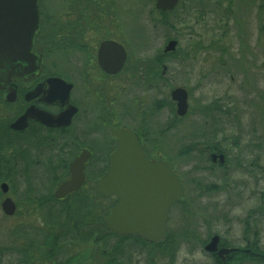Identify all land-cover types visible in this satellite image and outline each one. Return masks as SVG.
Wrapping results in <instances>:
<instances>
[{
	"label": "flooded vegetation",
	"instance_id": "1",
	"mask_svg": "<svg viewBox=\"0 0 264 264\" xmlns=\"http://www.w3.org/2000/svg\"><path fill=\"white\" fill-rule=\"evenodd\" d=\"M128 1L59 0L60 4L54 8L46 6L48 0H42L39 3V31L33 48V53L42 61L40 71L27 64H21L20 68L8 65L0 68V217L10 218L2 209L6 199L15 203V215L18 213L17 203L8 195H11L15 188L13 184L19 179L31 184L27 186L29 189L36 187L34 184L37 182L44 183L41 185L45 190L44 196L39 200H30L38 205H53L58 210L62 204L82 192L88 200H93L91 191L97 192L98 182L109 171V157L117 148L118 134L124 130L131 131L136 135L147 158L167 163L179 177L183 188L182 200L170 207L165 240L159 243L146 241L149 247L159 251L156 248H160L170 234L174 208L185 198L183 181L176 168L178 159L197 153L206 166L195 167V172L213 174L218 169L224 172V178L231 171L230 167H244L242 163L246 158L233 153L240 148L245 137L236 132H227L240 126L243 107H240L242 112L237 108V112H228L232 106L228 99L226 102V97L215 103L205 102L198 107L199 112L196 109L194 113L201 119V131L195 136L192 134L191 139L198 142L184 146V153L177 154L175 159L162 158V139L176 133L182 121L191 115L189 100L192 95V89L177 87L171 91L170 101L163 105V83L167 82V75L176 70L172 67L188 66L193 69L197 54L180 53L179 42L172 38H168L163 51L159 43L161 29L174 27L177 18L175 12L182 0H179L175 9L166 11L157 9L158 0H152L155 4L146 15L148 20L141 22L142 27L147 29V40L143 43L130 41L128 26L119 19L120 2ZM43 2L45 8L42 7ZM171 41L177 42L175 50L166 52ZM57 58L73 77L57 70ZM259 61V58L253 60L249 56L244 62L245 71L258 78L256 82L262 83L264 64H259ZM221 65L227 66L224 61ZM51 80H61L64 84L51 83ZM232 82H236L233 76ZM68 86L71 88L67 91ZM244 87L239 90L245 91V99H250L244 100L241 105L246 106V111L251 115L249 108L258 106L259 102L264 103V87L255 86L249 92ZM176 89H184L188 94V111L184 116L179 115L178 103L172 98ZM30 109L33 115L30 114L31 117L14 128ZM163 110L169 111L173 118L165 126L161 121ZM38 114L43 115V121L35 117ZM252 128L257 136L259 126L254 118ZM100 141H107L108 146L103 148ZM249 145L257 150V139ZM82 155L88 156L83 169V187L78 192L57 199L56 191L71 179V165ZM233 157L235 165L231 164ZM260 159L256 155L249 170L259 168ZM98 160L108 165L103 168L105 175L96 181ZM192 181L198 190L202 189L201 198L208 195L215 197L219 193L229 201H240L244 199L248 188V184L244 183H237L235 187L227 183L205 187ZM3 185L7 186L6 192L3 191ZM88 188L91 191L88 192ZM232 191L235 196H232ZM108 198L113 200L115 206L118 199L115 196ZM256 214L254 211L248 213L249 223L244 237L236 243H228L227 239L223 240L218 235L210 237L204 244V251L214 237H219V250H231L224 261L218 253H207L213 260L212 264H216V259L220 260V264H226L233 254H236L235 264H242L246 255L251 256V259L245 260V264H256L257 258L264 257V246L258 238L260 232L255 224ZM249 230H255L252 242L246 237L250 234Z\"/></svg>",
	"mask_w": 264,
	"mask_h": 264
},
{
	"label": "rangeland",
	"instance_id": "2",
	"mask_svg": "<svg viewBox=\"0 0 264 264\" xmlns=\"http://www.w3.org/2000/svg\"><path fill=\"white\" fill-rule=\"evenodd\" d=\"M59 4V0H48L46 6L56 8ZM154 4L152 0L120 2L119 19L128 26L130 41L143 43L147 40V29L142 27L141 22L148 20L146 15ZM42 7L45 8V2ZM175 17L177 18L173 28L161 29L159 43L162 51L168 38H172L179 42L180 53L194 52L197 54L195 56L197 60L193 63V69H189L188 66L172 67L176 70L172 72L173 74L169 73L166 77L167 82L163 83L161 90L163 105L170 101V93L177 87L192 89V95L189 100L191 115L182 121L176 133L162 139L161 157L175 159L177 154L184 153L182 152L184 146L198 142L191 139L192 134L195 136L201 131V119L194 113L196 109L199 112L198 107L205 102L215 103L226 97V102L228 99L229 105L232 106L228 112H237L235 111L237 109L242 112L240 107H243L240 126L227 131L245 137L240 148L233 153L235 156L246 158L242 163L244 164L242 169L237 166L230 167L231 171L224 178V172L218 169L213 174L205 171L195 172V167L206 166L197 153L176 161L177 172L185 189V198L174 208L170 234L167 236L173 238L176 246L174 264H212V258L204 251V244L213 235H218L223 240L227 239L228 243H236L244 237L249 223L248 213L251 211L257 213L255 224L260 232L258 238L264 246V103L259 102L258 106L249 108V113L259 126L255 136L252 128L253 118L246 111V106L241 105L250 97L245 99V91L239 90L244 85L248 92L255 86L264 87V81L256 82L258 78L246 73L244 63L250 56L253 60L259 58L258 63L264 64V0H182ZM56 60L57 70L73 77L70 70L60 63L59 58ZM223 61L227 64L226 67L221 65ZM232 76L236 82H232ZM172 120L169 111L163 110L161 116L163 126ZM255 139L258 142L257 150L249 145ZM107 141H100V145L102 144L103 148L108 146ZM256 155L261 158L260 167L251 171L249 165ZM234 157L232 165H235ZM106 165L107 162L103 164L101 160L97 161L96 181L100 180L101 173L105 174L103 168ZM191 181L205 187L221 186L224 183L235 187L237 183H244L248 184V188L244 199L240 201H229L219 193H216L215 197L208 195L201 198L202 189L198 190V186ZM26 183L22 179L17 180L13 184L15 188L11 195H8L17 203L18 213L10 218L0 217V264H104L106 258L102 257V252L114 249L118 258L126 264L169 263L168 261L163 263L160 251L153 247L145 250L147 246H139L130 240L114 248L118 239L110 235L102 224L91 225L90 229L98 227L100 231L95 232L92 238L88 237L86 243L76 238L74 232L72 235L69 233L73 229V224L68 220L70 218L79 220L85 204L91 205L100 217H103L104 212L109 215L114 206L110 198L100 196L95 190L92 193L88 188L87 191H91L93 200H88L82 192L57 210L53 205H38L30 201L32 198L39 200L44 196L45 190L41 187L43 182L35 183L37 186L30 189L27 186L31 184ZM251 194H254L253 197L248 199ZM232 196H235L233 191ZM249 233L246 237L252 242L255 230H249ZM52 234L67 241H60L58 247L46 245ZM69 234L71 236H67ZM149 252H152L155 259H150ZM256 261V264H264L261 259L257 258Z\"/></svg>",
	"mask_w": 264,
	"mask_h": 264
},
{
	"label": "water",
	"instance_id": "3",
	"mask_svg": "<svg viewBox=\"0 0 264 264\" xmlns=\"http://www.w3.org/2000/svg\"><path fill=\"white\" fill-rule=\"evenodd\" d=\"M41 1L0 0V68L5 65L20 68L21 64H27L40 71L42 61L33 53V48L39 31ZM178 2L179 0H158L157 9L173 10ZM176 45V41H171L166 52L174 51ZM50 82L64 84L61 80ZM68 88L71 86L67 87V91ZM172 98L178 103L179 115L184 116L188 111L187 92L176 89ZM31 112L32 109L13 127H18L21 122L31 117ZM35 117L43 121L42 114ZM87 159L88 156L82 155L72 163L71 179L58 188L55 193L57 199L78 192L83 187V169ZM97 189L104 197L115 196L118 199L106 219L107 227L119 236H135L149 243L165 240L170 207L182 200L184 195L180 179L171 171L169 165L164 161H150L136 135L125 130L118 134L117 148L109 157V171L100 180ZM3 191H7L6 185H3ZM2 209L9 217L16 213V205L11 199L4 201ZM205 251L218 253L224 261L231 250H219V237H214L205 247Z\"/></svg>",
	"mask_w": 264,
	"mask_h": 264
},
{
	"label": "trees",
	"instance_id": "4",
	"mask_svg": "<svg viewBox=\"0 0 264 264\" xmlns=\"http://www.w3.org/2000/svg\"><path fill=\"white\" fill-rule=\"evenodd\" d=\"M164 21V20H163ZM102 175V174H101ZM105 212L103 213V217H100L99 215H97L96 212H94V210L91 208V205L89 204H85L83 207V214L80 217L79 220L77 219H73L70 218L68 221L71 222L73 224V229L72 231H70L69 233L71 234L72 232H74L76 235L75 237L78 238L79 240L83 241V242H87L88 241V237L92 238L93 234L97 231H100V229L97 227V229L93 228L90 229L91 225L94 224V226H99L102 224V226L105 228V230H107L110 235L116 236V238L118 239V243L114 246V248H118L121 246V244H123L125 241L130 240L133 241L135 244L139 245V246H147L145 250H147L149 248V244L140 239V238H136V237H120L117 236L115 234H113L106 226L105 224V219L106 216H108L107 214H105ZM67 221V220H65ZM67 223V222H66ZM67 235V236H71V235ZM69 240V239H68ZM60 241H67V239H59V236L52 234L49 237L48 242L46 243V245L49 246H54V247H58L60 245ZM171 245V246H170ZM175 244L173 242V238L169 237L167 238V241L165 243H162L160 245V248H156L160 251L161 255H162V261L163 263H167V261L169 262L168 264H174L175 259H176V250L175 249ZM152 252H155L154 249H151ZM8 252V251H7ZM115 252V253H114ZM149 252L148 256L152 253ZM264 254V253H263ZM112 256V258L110 257ZM235 256L236 254L231 255L230 259L227 261L226 264H235L236 260H235ZM102 257L106 258L105 259V263L104 264H126V262L122 261V259L120 260V258H118V254L116 249H114V251H104L102 252ZM253 258V257H252ZM150 259H155L154 255L151 254ZM251 256H247L246 255V261L250 260ZM261 259L262 261H264V257L262 258H258ZM244 259L242 260V264H245L244 262H246ZM153 261V260H152ZM161 261V262H162ZM1 262V259H0ZM216 264H220V260L216 259Z\"/></svg>",
	"mask_w": 264,
	"mask_h": 264
}]
</instances>
